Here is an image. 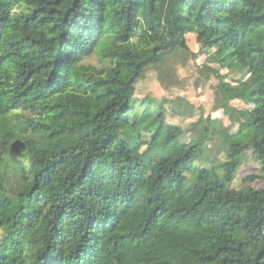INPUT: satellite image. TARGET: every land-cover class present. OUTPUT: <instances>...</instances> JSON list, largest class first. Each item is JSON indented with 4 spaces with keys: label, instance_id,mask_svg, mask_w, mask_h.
<instances>
[{
    "label": "trees",
    "instance_id": "obj_1",
    "mask_svg": "<svg viewBox=\"0 0 264 264\" xmlns=\"http://www.w3.org/2000/svg\"><path fill=\"white\" fill-rule=\"evenodd\" d=\"M192 34L241 75L222 163L135 99ZM249 151L264 167V0H0V264H264V187H231Z\"/></svg>",
    "mask_w": 264,
    "mask_h": 264
},
{
    "label": "rangeland",
    "instance_id": "obj_2",
    "mask_svg": "<svg viewBox=\"0 0 264 264\" xmlns=\"http://www.w3.org/2000/svg\"><path fill=\"white\" fill-rule=\"evenodd\" d=\"M188 45L189 52L178 51L162 65L144 74L137 83L135 99L138 105L145 100L168 101L166 120L186 131L182 140L189 141L206 128L215 133L208 143L207 158L215 164L222 163L226 160L224 133L237 132L238 126L232 125V122L238 117V110L246 108L243 102L230 100L231 86L241 75L229 69H220L212 62L210 57L214 51L203 49L196 35L188 36ZM88 63L98 67L103 65L98 57H93ZM142 140L144 149L154 145L150 134L143 133ZM263 171L260 158L249 151L231 187L236 190L246 186L262 189V181L245 183L244 180L262 175Z\"/></svg>",
    "mask_w": 264,
    "mask_h": 264
}]
</instances>
